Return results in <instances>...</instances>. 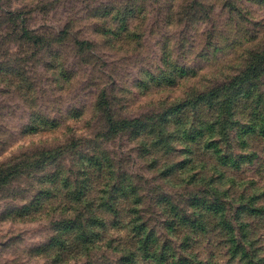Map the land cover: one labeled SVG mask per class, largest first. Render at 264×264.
I'll return each mask as SVG.
<instances>
[{"label": "rangeland", "instance_id": "obj_1", "mask_svg": "<svg viewBox=\"0 0 264 264\" xmlns=\"http://www.w3.org/2000/svg\"><path fill=\"white\" fill-rule=\"evenodd\" d=\"M251 111L264 0H0V264H264Z\"/></svg>", "mask_w": 264, "mask_h": 264}, {"label": "trees", "instance_id": "obj_2", "mask_svg": "<svg viewBox=\"0 0 264 264\" xmlns=\"http://www.w3.org/2000/svg\"><path fill=\"white\" fill-rule=\"evenodd\" d=\"M257 66L258 65H255L253 68L252 76H255L258 72H260V67H257ZM248 86H250V88H251V84ZM221 91L222 90L220 89V87H214V88L206 91L204 94L197 95V97H195V99H194V106L198 105L197 108L195 109L194 117L200 119L201 115H208L210 117L209 118L210 123L206 122V121H201L199 124V127L197 129L191 130L192 133L191 132L189 133V135H188L189 143L187 144V152L189 153L188 154L189 156L192 154H195L197 152V150H194V147H192L191 143H192V141L196 140L198 137H202V135L204 134V129L205 130L206 129L207 130L215 129L216 133H219L222 136V140H223L222 142H224V141L229 142L232 138H235V134L231 131L232 128H229V127H232L234 125L229 123L227 119H224L225 116L221 112V109L223 108L222 107L223 103L220 102ZM252 95H253V92L247 91L243 95V98L246 99V98L252 97ZM260 102H261V99H258L257 105ZM191 103H192V101H191ZM181 108H182L181 106H178L174 110L178 111ZM212 109H214L215 112L218 114L216 117H215V114L211 112ZM203 110H205V111H203ZM250 116H251V126L248 127V129H247L248 130L247 133L250 134L249 137L251 136V138H252V136L254 134L259 135L260 133L264 135V125H262L260 123V122H263L261 117H259L260 115L255 113L254 111H251ZM197 121L198 120L195 119L193 121V124H195ZM229 124H231V125L229 126ZM186 137H187V135H186ZM247 138L248 137L243 138V140H244L243 144L244 145L246 144ZM206 144H207L206 149L218 148V145L215 142L208 141ZM191 160L192 159H190V161ZM136 221L137 222H134V223L137 224V229L139 231H141L142 233H145V230H146L144 227L145 225L139 223L140 219H137ZM119 224H121L120 221L117 222L115 225H119ZM123 226H126V225H123ZM113 227L111 228V230L109 232H114ZM147 239H148V241L153 243L152 249H157L156 247H157L159 241L153 237L152 233H150V235H148ZM160 249H161L162 253L160 255V259L158 262H159V264L160 263L162 264V262H163L162 258H164L166 256L164 253L165 247L162 246V247H160ZM172 257H173V255H172Z\"/></svg>", "mask_w": 264, "mask_h": 264}]
</instances>
